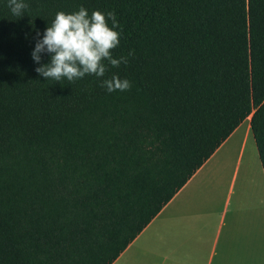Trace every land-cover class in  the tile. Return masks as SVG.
<instances>
[{"label": "trees", "instance_id": "trees-1", "mask_svg": "<svg viewBox=\"0 0 264 264\" xmlns=\"http://www.w3.org/2000/svg\"><path fill=\"white\" fill-rule=\"evenodd\" d=\"M23 2L0 0V264H112L249 117L264 173V0ZM81 6L128 62L45 81L35 43Z\"/></svg>", "mask_w": 264, "mask_h": 264}, {"label": "crops", "instance_id": "crops-1", "mask_svg": "<svg viewBox=\"0 0 264 264\" xmlns=\"http://www.w3.org/2000/svg\"><path fill=\"white\" fill-rule=\"evenodd\" d=\"M249 120L233 131L112 264H264V207L251 205L245 215L229 209L232 154L238 142L244 149L251 138ZM244 122V131L239 132Z\"/></svg>", "mask_w": 264, "mask_h": 264}, {"label": "clouds", "instance_id": "clouds-1", "mask_svg": "<svg viewBox=\"0 0 264 264\" xmlns=\"http://www.w3.org/2000/svg\"><path fill=\"white\" fill-rule=\"evenodd\" d=\"M9 7L13 15L22 17L29 5L23 0H9ZM119 28L120 24L112 11H93L89 15L82 6L73 13L58 11L31 52L33 61L40 65L35 71L45 81L51 79L56 83L65 79L75 82L85 75L104 77L108 71L104 61L117 68L121 63L128 62L127 56L119 59L112 57V50L120 42ZM44 54L49 56V62L41 64ZM132 55L134 53L130 51L128 56ZM101 87L111 93L129 90L131 83L113 75L110 79H104Z\"/></svg>", "mask_w": 264, "mask_h": 264}, {"label": "rangeland", "instance_id": "rangeland-1", "mask_svg": "<svg viewBox=\"0 0 264 264\" xmlns=\"http://www.w3.org/2000/svg\"><path fill=\"white\" fill-rule=\"evenodd\" d=\"M245 122L241 125L239 132L244 131L246 127ZM239 146L240 144L238 142L232 154L233 159L231 164L233 168L230 174H232V172L234 174V185L229 209L236 208L239 211L242 210L245 215L247 213L246 210L249 209L251 205L253 208H255L256 205L264 207V181L260 176V163L252 136L248 139L244 149H239ZM260 185H262L261 188ZM260 189H262L263 199L261 201L263 205L261 204L262 202L259 196ZM262 212H264V209Z\"/></svg>", "mask_w": 264, "mask_h": 264}, {"label": "bare ground", "instance_id": "bare-ground-1", "mask_svg": "<svg viewBox=\"0 0 264 264\" xmlns=\"http://www.w3.org/2000/svg\"><path fill=\"white\" fill-rule=\"evenodd\" d=\"M261 186H262V185H260V188H261ZM261 190H262V189H260V194H259V196H260V201L263 199V198H262V192H261ZM261 202H262V201H261ZM261 204L263 205V202H262Z\"/></svg>", "mask_w": 264, "mask_h": 264}]
</instances>
